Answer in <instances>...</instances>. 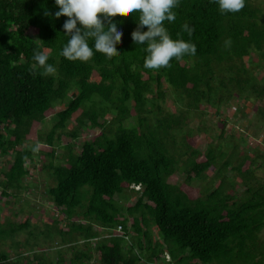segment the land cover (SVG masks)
<instances>
[{"label": "trees", "instance_id": "obj_1", "mask_svg": "<svg viewBox=\"0 0 264 264\" xmlns=\"http://www.w3.org/2000/svg\"><path fill=\"white\" fill-rule=\"evenodd\" d=\"M255 1L222 15L210 0H179L175 21L163 24L173 40L195 44L196 54L151 70L143 68L147 45L131 39L138 12L111 18L122 29L119 53L107 58L93 51L87 62L68 61L60 55L67 17L54 19V0H0V157L12 159L1 172L0 201L27 189L24 179L40 156L51 179L46 192L63 219L39 235L58 238L71 253L11 259L2 248L7 239L22 231L33 239L34 232L27 221L0 219V264H264V182L255 180L253 168L259 159L240 155L238 144L200 152L189 129L196 113H221L222 105L243 96L263 102L256 114L264 121V10ZM184 24L194 29L191 37ZM34 50L48 56L54 73L42 75ZM253 53L258 61L250 63L263 70L261 79L249 68ZM58 105L64 108L56 111ZM50 117L55 122L43 146H24L40 137ZM72 120L78 127L88 121L95 132L79 151L66 141L79 138L78 128L65 133ZM219 122L224 129L227 121ZM207 177L209 185L196 189L194 181ZM131 193L138 196L132 200ZM117 226L130 242L115 233Z\"/></svg>", "mask_w": 264, "mask_h": 264}, {"label": "rangeland", "instance_id": "obj_2", "mask_svg": "<svg viewBox=\"0 0 264 264\" xmlns=\"http://www.w3.org/2000/svg\"><path fill=\"white\" fill-rule=\"evenodd\" d=\"M255 3L264 10V0H256ZM250 57L251 58H249L248 61L249 68L254 70L258 79H261L263 70L258 67L253 68L250 63L253 60L258 61V55L253 53ZM165 87L168 90L165 107L169 108L173 104V98L171 97L167 84ZM74 95L75 91L72 93V96ZM72 96L70 95V97ZM260 106H263V102L252 98L247 100V98L243 96L242 98L235 97L230 104L222 105L221 113L215 111L212 112L209 111V109H205L206 111L203 112L202 116H198L196 113L189 126V129L194 132L192 141L198 136V139L193 142L195 143V148L204 153L210 146L215 149L218 146L223 145L224 150H231L234 144H238L240 155L253 153L252 156L259 159L253 167L255 169V180L258 182H264V121H261L260 117L256 114V110ZM63 108L64 105H58L56 111ZM198 117L202 119L203 132L200 134L197 133V125L199 123ZM111 118L112 116L110 115L107 117V120H110ZM219 120L227 121L224 125V129ZM54 122L53 117L47 119L40 128V137H37L33 142H25L24 146L35 150L37 149L36 147L43 146V138L50 131ZM77 128L79 138L75 140L69 138L66 141H70L76 145L77 151H79L83 140H90L95 132L88 125V121L84 123V126L78 127L76 121L72 120L65 129V133H72V131L77 130ZM43 148L44 147H42V149ZM61 153V150L57 151L59 156ZM35 156L37 157L38 154H35ZM11 160L10 156L0 157V180L3 179L2 173L7 170ZM34 160V168L31 166L29 167L30 175H28V178L24 179V185L27 189L23 193L17 192V194L11 197L3 196L0 201V219H5V221L8 220V222L17 225L27 221L30 226L29 230L34 232L32 235L33 239H30L24 231L19 232L12 238L7 239L6 243L2 246L3 251L8 252L11 259L15 258L20 253L26 257L29 256L30 253H34L39 255L44 254L45 257L51 260L57 258L59 250L62 251L61 254L64 257L70 258L71 253L68 249L70 248V245L61 246L58 238L52 242H48L45 236L39 235L41 231L46 232V224L53 225L54 221L58 219L62 220L63 218L61 216L62 214L55 209L53 202L49 199L46 192L51 184V179L48 174L49 169L42 167V158L40 156ZM48 161L49 159L46 158L44 164L47 165ZM227 175L230 177L232 172L229 171ZM178 176L180 182L183 183L185 175L179 173ZM210 181L211 177H207V179L203 181H194L193 185L196 189H202L207 183L209 185ZM133 189L137 192H142L143 190L142 188L139 189L137 187H133ZM241 191H244V187L242 186H240L239 192L241 193ZM7 192L11 194L13 193V190L9 189ZM1 194L2 187L0 186V195ZM131 195L132 200L134 197L138 196L133 193H131ZM116 200H118L117 197ZM132 200L130 199L129 201L131 202ZM129 201L125 202L123 205L127 206L128 203H130ZM96 230L99 231L100 234L105 233L102 228L98 227ZM151 230L153 237L159 239L157 230L153 226H151ZM262 236H264V232L262 233ZM17 241L20 242V247L18 248L16 247ZM130 241L131 240L128 242ZM95 242L96 240L93 243ZM169 258L170 257H166L165 255V263L169 261ZM93 259H96L95 251Z\"/></svg>", "mask_w": 264, "mask_h": 264}, {"label": "clouds", "instance_id": "obj_3", "mask_svg": "<svg viewBox=\"0 0 264 264\" xmlns=\"http://www.w3.org/2000/svg\"><path fill=\"white\" fill-rule=\"evenodd\" d=\"M210 2L218 6L222 15L238 13L245 7V0ZM54 4L58 8L54 19L67 17L62 27L68 40L60 55L68 61L87 62L92 58L93 51L107 58L119 53L115 45L121 41L122 29L111 18L121 13L134 12H138V23L136 22V30L131 33V39L134 44L147 45L144 49L147 53L143 63L144 69L159 70L170 67L171 59L179 60L185 55L196 54L195 44L182 39L173 40L163 24L164 21H175L176 13L173 9L178 6L179 0H54ZM45 14L48 15L47 12ZM145 26L147 30L142 31ZM183 30L189 37L194 31L188 24L183 25ZM89 39L94 42L92 47H89ZM229 44L230 41H225V46ZM33 60L36 67L43 70L42 75L54 73V67L46 63L48 56L43 52L34 50ZM126 237L130 240V236ZM166 257L169 255L166 254Z\"/></svg>", "mask_w": 264, "mask_h": 264}, {"label": "built area", "instance_id": "obj_4", "mask_svg": "<svg viewBox=\"0 0 264 264\" xmlns=\"http://www.w3.org/2000/svg\"><path fill=\"white\" fill-rule=\"evenodd\" d=\"M133 187H137V188L141 189L140 186H133ZM122 231H123L122 226H118L117 229H116V233H118L119 235H121V234H122ZM121 236H122V235H121ZM125 238H126L127 240H129V237H126V236H125Z\"/></svg>", "mask_w": 264, "mask_h": 264}]
</instances>
